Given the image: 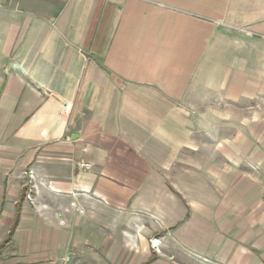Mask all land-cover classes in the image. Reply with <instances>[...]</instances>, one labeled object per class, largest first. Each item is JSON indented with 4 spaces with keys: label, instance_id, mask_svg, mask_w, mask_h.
<instances>
[{
    "label": "crops",
    "instance_id": "crops-1",
    "mask_svg": "<svg viewBox=\"0 0 264 264\" xmlns=\"http://www.w3.org/2000/svg\"><path fill=\"white\" fill-rule=\"evenodd\" d=\"M216 18L264 36V0H0V264H264V170L232 217L180 140L114 133L264 97V43Z\"/></svg>",
    "mask_w": 264,
    "mask_h": 264
},
{
    "label": "rangeland",
    "instance_id": "rangeland-1",
    "mask_svg": "<svg viewBox=\"0 0 264 264\" xmlns=\"http://www.w3.org/2000/svg\"><path fill=\"white\" fill-rule=\"evenodd\" d=\"M211 25L213 26L214 34L219 31L232 34L229 39V49H231V41L232 43L245 42L246 44L250 41L264 43L263 35L254 34L247 27L232 26L226 19L216 18ZM222 35L216 42L215 51L218 55L221 53L222 46H226L224 43H228L221 41L225 38L223 33ZM249 53L246 48V56ZM261 64H264V62H261ZM260 69L262 76H264V67L262 66ZM261 94L264 95V84ZM213 106H224L227 109L220 108V111L223 109V113L219 112L210 115H181L179 123L173 119L174 116H170L166 125L156 121L158 116H149L150 122L148 126L150 128L147 131L142 130L141 126L136 123H124V125L118 124L114 133L121 134L129 143L133 141L141 142L146 140V137L155 140H163V138H168L171 141H174V139L180 140L182 145H186L179 148L180 155L192 156V158L186 159L187 161L182 160L184 162L175 164L174 167L179 166V169L183 171L191 166L190 169L196 173L198 184L209 183V173L213 176L217 175L219 177L218 180L212 177V188H209L214 200H216L211 204L213 210L222 211L225 215L235 217L236 213H238V208H241L243 202L237 201L235 190L237 187V176L239 173L243 174L245 176V217L248 216V218L252 219V173L259 169L264 170V97L244 98L228 103L216 102ZM176 126L180 127V129L174 131L163 130L166 127L174 129ZM149 149L153 152L155 149L158 150L157 147L153 146L152 148L149 147ZM164 149L171 152L174 147H164ZM254 158H261L260 165ZM217 183L220 185H217ZM204 196L198 195L197 198H204ZM154 237L159 236H153L152 238ZM197 258L201 262V258L206 257L197 256Z\"/></svg>",
    "mask_w": 264,
    "mask_h": 264
},
{
    "label": "built area",
    "instance_id": "built-area-1",
    "mask_svg": "<svg viewBox=\"0 0 264 264\" xmlns=\"http://www.w3.org/2000/svg\"><path fill=\"white\" fill-rule=\"evenodd\" d=\"M83 166L85 168H89L90 165L89 164H83ZM28 175L33 178L34 177V174L33 172L30 170L28 172ZM150 244H151V247L152 249L158 253V254H161L162 253V240L160 237H154L150 240ZM201 262L204 263V264H214L213 262H211L208 258H201Z\"/></svg>",
    "mask_w": 264,
    "mask_h": 264
},
{
    "label": "trees",
    "instance_id": "trees-1",
    "mask_svg": "<svg viewBox=\"0 0 264 264\" xmlns=\"http://www.w3.org/2000/svg\"><path fill=\"white\" fill-rule=\"evenodd\" d=\"M17 221V220H16Z\"/></svg>",
    "mask_w": 264,
    "mask_h": 264
}]
</instances>
